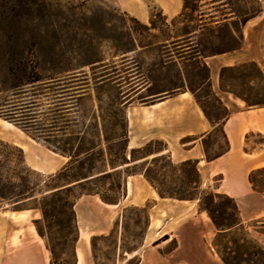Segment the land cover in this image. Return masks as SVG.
Segmentation results:
<instances>
[{"label":"rangeland","instance_id":"rangeland-1","mask_svg":"<svg viewBox=\"0 0 264 264\" xmlns=\"http://www.w3.org/2000/svg\"><path fill=\"white\" fill-rule=\"evenodd\" d=\"M211 1H202L203 9L207 13L212 11ZM225 2L230 5L225 7L219 3L216 16L221 17L224 13L230 12L231 10L228 8L231 6L237 10L236 14L241 19L242 15L253 12L260 6L258 0H226ZM163 4L167 6L180 4V11L175 15H166ZM182 5V0H0V46L11 40L16 47L34 49L36 51L35 60L45 79V81L32 86L28 95L16 96L14 104L16 107H20L22 101L27 102L28 113L32 114L30 116L38 115V118L31 119L30 124L33 128L50 125L59 128L66 126L67 122L69 123L67 134L55 132L56 136L42 135L37 140L14 123V126L4 124L3 120L5 119L0 117L2 137L0 139L14 144L38 141L47 147L43 141H61L63 143L77 137L69 132L81 131L79 139L92 141L98 145L89 155L98 154L102 148L110 147L112 159L116 164L122 161L125 154L128 155L129 161H132V149H126L125 145L127 141L126 106L133 101L136 106L148 105V102L156 96V92L172 86L171 79L176 81V67L174 63L169 62V55L172 53L177 56L181 49H168L163 43L175 34L174 27L172 25L167 27L165 23L166 21L172 23L173 19L181 13ZM138 9L149 10L157 28L152 27L150 20L149 22L143 21L136 14L129 12V10L136 11ZM197 17L198 14L193 21L190 18L180 17L177 19V25L181 27L184 21L194 27L198 24ZM205 17L208 19L207 21L212 20L211 15ZM238 23L239 21L235 22L236 25ZM213 31L206 29L200 37L203 43L202 48L205 49L206 54H212L216 50L225 51L239 44L238 38L231 34L227 25H222ZM131 48H136V50L127 53L126 51ZM181 61L183 63L184 60ZM1 62L0 56V64ZM250 64L240 65L239 71L228 73L225 76V81L229 84L227 88L235 91L236 94H233L237 97H240L238 95L259 96L264 101V80ZM92 65L95 67L94 72L91 69ZM67 68H76L77 70L81 68L88 72L91 83L88 94L78 99L72 98V89L77 85V81L67 78L68 74L72 72L66 71ZM103 74L111 77L110 81L99 85L98 88L95 87V78ZM59 75L65 76L64 81L60 83L54 81L50 83V87H45L46 82L54 80L52 78L59 77ZM116 78L118 80L114 81ZM118 83H121L120 87L117 86ZM134 83H150L151 86L143 88L141 93L135 95L133 99H129L131 95L127 93ZM33 89L37 92L41 89L42 93L34 95ZM207 90V84L197 85V93L203 96V100L211 112H220L216 121H221L225 110L213 96H206ZM121 91L124 92L120 93ZM4 96L5 94L1 95L3 98ZM240 99L243 100L241 97ZM33 101H37L40 105L34 106ZM244 102L249 106L246 101ZM62 105L67 108L59 110L58 108ZM39 109H42L43 113L39 114ZM100 127L105 128L104 136H100ZM262 140V136L254 135L251 138L250 147ZM205 141L209 154L220 152L225 148V138L220 124L216 125ZM165 145L163 140H153L146 149L136 150L134 154L137 158L143 157L149 152H154V154L143 162H131L125 165L122 172L144 171L147 163L150 162V171L159 178L158 184L163 190L178 192L183 197L179 199H197L200 208V200L205 198L209 192L214 191L201 182L198 172H195L192 166H182V163L173 164L169 154L156 153L159 149L165 148ZM160 155H164L165 158L156 163L151 162L154 157ZM98 166L107 167L103 161L99 162ZM56 173L44 174L41 172L43 178L48 180L50 185L60 182L59 178L49 179ZM120 181L121 184H119ZM111 183H118V185L110 190ZM89 187L96 186L91 184ZM98 187L111 199L121 200L123 197L124 183L120 177L114 176L109 180H103L98 183ZM39 189H44V185ZM81 190V188H77L74 193L79 194ZM220 194L215 198L214 203L226 206L228 214L223 215L217 212V216L220 222L227 224L231 222L235 211L232 208V200L223 193ZM12 207L11 201L0 202V218L8 219L14 228L33 226L34 219L42 217V213L38 209L13 211ZM6 211L8 213L4 215ZM13 212H16L15 217L12 215ZM261 219L264 220V218ZM139 223L137 226L132 220H129L127 224L125 234L128 241L124 246H127L128 249L138 245L136 241L146 230V217ZM245 225L254 233H256L255 230H264L262 227L264 225L261 222L251 221ZM115 226V232L111 236L98 237L95 241L98 262L100 264H134L140 259L141 254L139 251L134 255L124 254V246L119 243V228L117 225ZM216 228L213 229L216 231ZM175 245L176 241H173L160 251L159 264H177L181 261L179 255L167 257L165 255Z\"/></svg>","mask_w":264,"mask_h":264},{"label":"crops","instance_id":"crops-1","mask_svg":"<svg viewBox=\"0 0 264 264\" xmlns=\"http://www.w3.org/2000/svg\"><path fill=\"white\" fill-rule=\"evenodd\" d=\"M225 1L218 0V3L224 2L221 6L227 7ZM258 1L260 10L244 21L232 11L216 16V24L229 25L239 44L205 58L213 90L231 110L221 126L226 143L222 151L208 153L205 138L216 126L210 123L189 91L178 92L150 105L136 106L133 101L126 106L128 149L163 140L166 145L161 154H169L173 164L195 161L201 182L214 192L232 197L244 224L264 218V193L255 190L249 179L253 170L264 167V106H247L240 97L222 89L220 74L223 67L248 63L257 64L264 73V0ZM162 6L169 16L180 11V4ZM130 11L149 22V10ZM254 135L262 136L263 140L250 147ZM17 145L24 149L27 164L44 174L56 173L69 160L38 141ZM75 210L79 227L75 264H97L92 247L94 236L109 235L118 224L119 243L124 246L128 241L125 233L129 220L139 226L145 217L146 230L136 241L138 245L131 249L124 246V254L140 252L141 257L134 264H159L160 251L173 241L176 245L165 255H179L181 261L177 264H225L213 246L218 229L207 212L199 208L198 200L162 197L142 172L125 177L124 195L118 203H106L98 194H83L77 199ZM12 215L15 217L16 212ZM0 225V264H51V252L35 224L14 228L8 219L0 218ZM255 232L251 230L264 244V230Z\"/></svg>","mask_w":264,"mask_h":264},{"label":"trees","instance_id":"trees-1","mask_svg":"<svg viewBox=\"0 0 264 264\" xmlns=\"http://www.w3.org/2000/svg\"><path fill=\"white\" fill-rule=\"evenodd\" d=\"M202 1L203 0H183L181 13L173 19L171 24L166 21L165 25L167 27H170L171 25L174 27L175 34L166 39L163 45L168 49H181L180 52L178 51L179 55L175 56L172 53L169 55V62L174 63L176 67V81L171 79L172 86L156 92V96L148 102V105L178 92L190 91L210 123L213 126H216L217 124L222 126L231 114V110L212 89L210 68L205 61L208 54H206L205 49L202 48L203 43L200 39L204 30L211 29V31H213L222 26L216 24L218 19L214 13L218 10L219 3L218 0H212L210 2L212 9L211 13L213 15L211 14L212 20L207 21L205 17L207 12L203 9L204 5ZM225 3H227L228 6L230 5L228 2ZM222 4H224V2ZM229 8L232 12L237 13V10L233 9L231 6ZM259 10L260 6L253 12H247L242 15L240 20H246L249 15ZM162 13H164L163 10ZM196 14H198V24L196 26L192 27L184 21L181 27L177 25L178 18H190V20L193 21L196 18ZM150 23L153 28H157L152 19V14L150 15ZM227 26L231 32L230 26ZM134 50H136V48H131L126 52L129 53ZM221 52L223 51L216 50L212 54ZM0 56L2 59L0 64V117L14 123L28 135L37 140H39L42 135H46V137L51 135L56 136L55 132L67 134L69 130L68 122L66 123L67 127L64 126L57 128L55 125L35 128L31 127V119L38 118V115L30 116L32 114L28 113L29 110H27V107L29 106H27V102L22 101L20 107H16L14 104V98L16 96L23 97L28 95L32 90L30 89L32 86L45 81L39 70V65L35 60L36 51L32 48L16 47L12 44L11 40H9L6 44L0 46ZM181 60H184L183 63ZM250 66L255 69L259 73V76L264 80V73L258 65L251 63ZM91 67L94 72L95 67L93 65ZM78 69L80 70H77L76 68L65 69L66 71H72L68 74L67 78L75 79V81H77V85L72 89V98L74 99L85 96L91 89L88 72L81 68ZM240 69L241 66H226L222 68L220 74V84L222 89L236 94L235 91L227 88L229 87V84L226 83L225 76L228 73H233ZM246 76H248V74H246ZM110 78L111 77L107 74L96 77L94 81L95 87L98 88L99 85L109 82ZM52 79L54 80L46 82V88L50 87V83L54 81H59V83L64 81L65 76L59 75V77H54ZM116 80L118 79L116 78L114 81ZM137 83L131 85L130 90L127 93L131 95L129 99H133L143 88H149L151 86L150 83ZM200 83L202 85L207 84L208 90L206 91V96H213L225 110L221 121H216L220 112H211L209 106L204 102L203 96L197 93V85ZM120 85L121 83L117 84L118 87H120ZM32 92L34 95L42 93L41 89L39 92L33 89ZM123 92L124 91H121L120 93ZM2 94H5L4 98L1 97ZM238 96L246 101L249 106H264V101L259 96ZM33 103H35L34 106L40 105L37 101H33ZM64 108L67 107H63L62 105L58 109L61 110ZM41 110L42 109H39V114L43 113ZM80 133L81 131L76 133H74V131L69 132V134L77 137L72 140L64 141L63 143L61 141H43L51 150L69 158L67 164H65L58 173L49 177L50 180L60 179L59 183L53 185L48 184V180L43 178L41 172L27 164L25 151L21 146L0 139V202L11 201L13 204L11 210L13 211H25L31 209H38L41 211L42 217L34 219V224L40 236L45 239L47 247L51 252V264H75L76 262V244L79 239V227L75 204L81 195L98 194L104 202L110 204H115L120 201V199H111L105 194L100 187H98L99 182L117 176L122 178L124 183V179L127 175L142 172L147 180L157 188L162 197L183 198L178 192L163 190L159 186V178L153 175L150 171V162L147 163V167L144 171L125 173L122 172V169L118 168L154 154V152H149L145 156L138 158L135 157L134 154L138 149H146L151 142L141 148L132 149V161H129L128 155L125 154L122 161L116 164L112 159L110 147L102 148L98 154L92 156L89 155L98 145L92 141H85L81 138L79 139L78 136ZM100 133V136L105 135L104 127H100ZM125 145L126 149H128L127 141ZM164 150L165 148H161L156 153H161ZM164 158V155L156 156L151 162L156 163ZM101 161L107 166L106 168L98 166V163ZM181 165L192 166L193 170L197 172L195 161H186ZM249 179L255 190L264 193V167L253 170L250 173ZM91 184H94L96 187H89ZM119 184H121V181ZM42 185H44V189H39ZM117 185L118 183H111L110 190L114 189ZM77 188L82 189L79 194L74 193ZM220 195V193L209 192L205 198L200 200V208L203 211L208 212L218 229L213 241V246L216 252L225 264H264V244L251 234L250 229L243 223L240 217L235 200L226 194L224 195L232 200V208L234 209L235 214L230 223L226 224L219 221L217 212L223 215L228 214L226 206H220L214 203L215 198ZM259 222L264 225V220H257V223ZM115 228L116 226L109 235L94 236L92 238L93 254L97 264L100 263L98 262V256L95 251V241L98 237L111 236L115 232Z\"/></svg>","mask_w":264,"mask_h":264},{"label":"bare ground","instance_id":"bare-ground-1","mask_svg":"<svg viewBox=\"0 0 264 264\" xmlns=\"http://www.w3.org/2000/svg\"><path fill=\"white\" fill-rule=\"evenodd\" d=\"M15 214V213H14ZM15 216V215H14Z\"/></svg>","mask_w":264,"mask_h":264}]
</instances>
